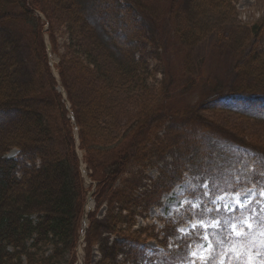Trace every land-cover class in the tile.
<instances>
[{
    "label": "trees",
    "instance_id": "1",
    "mask_svg": "<svg viewBox=\"0 0 264 264\" xmlns=\"http://www.w3.org/2000/svg\"><path fill=\"white\" fill-rule=\"evenodd\" d=\"M12 1L19 7L20 12L0 13V27L19 22L31 31L32 55L38 73L46 81L50 97L43 98V87H38L35 81L25 79L22 83L18 82L17 68L24 64L20 48L12 40H1L0 33V264L77 262L76 250L88 190L76 152L74 126L79 128L80 149L86 153L84 160L89 167L88 171L91 172L89 177L96 183L93 196L96 202L95 210L88 214L85 235V264H94V248L99 245L98 241L103 235L107 237V241L103 239L106 241L105 246L99 249L102 256L95 264H126L118 261L119 255L126 254L124 242L130 239L131 244H141V240L137 239V231L132 232V237L127 236L135 226V219L122 215L128 208L125 205L119 207L118 213H109L104 224L98 220V212L112 196L113 200H120L119 194L115 192V185L127 171L133 153L131 149H125L126 147L118 149L111 154V161L105 167L96 166L88 153L91 151L90 137L103 134L107 130L104 129L106 126H98L97 121L109 116V110H115L117 101H112L119 96L116 89L120 87L118 93H121L126 87L129 88L127 93L132 94L143 84L141 77L146 74L145 64L141 63L143 59L138 58L136 52H140V44L142 47L143 42L149 39L146 28H142L136 17L145 13L144 7L139 0ZM194 1L199 8L196 11L201 16L211 13L209 11H218L215 14L222 16L217 22L221 27L228 11L233 9L228 0ZM171 4L176 6V0H172ZM37 13L45 18L47 31L44 30V23ZM96 25L102 34H97ZM55 29L66 32L70 43L67 50H78L64 54L63 58H69L66 64L61 63L60 59L59 81L51 73L44 42V35L48 34L52 52H58ZM88 33H91L90 38ZM178 33L179 36L174 42L178 41L176 46L179 45L181 51L184 44L198 41V35L192 28L179 30ZM249 33L253 43H250L247 54L243 55L240 58L242 60L239 59L233 68L236 74L233 87L227 92H218L198 105L196 108L207 117L202 114L198 119H194L196 122L194 127H191L190 134L189 129L181 133L186 139L192 136L201 137L195 139L198 141H194L193 148L200 144V148L205 150L211 140H219L221 143L220 140L227 139L229 142H235L231 144L233 151L240 152L243 156L246 152L257 159L254 169L243 174L237 188L234 187L235 184L230 188L223 185V190L232 192L251 186H264V139L251 137L249 141H245L230 129L228 119L222 120L220 115H212L224 112L234 118L240 116L245 121L252 122L254 126L264 129V52H261L264 22L253 25ZM132 43H135V46H132L135 49L130 50ZM99 50L104 51L103 54L107 58L99 55ZM114 51L120 53L122 58H116L117 60L112 62ZM65 65L69 68H64ZM72 67L74 71L70 74ZM206 78L200 72L195 78H190L189 83L176 93L172 87L177 79L169 77L158 90L160 101L155 115L164 114L166 111L163 94L168 93L169 97H183V92L196 89ZM95 81H98L96 83L99 85L95 84ZM59 85L66 93L70 111L57 90ZM74 99L78 101L77 104ZM47 100L51 106L55 105L59 113V132L63 135L64 146L58 143L54 134L57 128L49 123L46 113ZM227 102L234 104L230 106ZM108 106L110 107L107 108ZM143 107L148 110L150 106ZM139 123L140 129H133V133L138 137L144 128L143 123ZM125 138L126 133L121 141ZM126 145L137 149L138 141L132 139L131 143ZM189 147L178 148L193 152V156H189L192 159L187 162L186 156L190 152L180 151L184 154L181 157L187 164L197 160L196 154ZM14 148L19 152L18 157H8ZM37 160L40 161L38 168L35 167ZM29 164L31 166H28ZM214 183L222 186L220 180L213 181V184L211 182L213 187ZM132 216L135 214L132 213ZM217 216L225 215L219 212ZM124 223L125 229L128 228L126 230L122 229ZM112 235L122 241L115 239L110 243L109 237ZM127 252L131 254L134 262L140 263L139 257L134 255V250Z\"/></svg>",
    "mask_w": 264,
    "mask_h": 264
},
{
    "label": "rangeland",
    "instance_id": "2",
    "mask_svg": "<svg viewBox=\"0 0 264 264\" xmlns=\"http://www.w3.org/2000/svg\"><path fill=\"white\" fill-rule=\"evenodd\" d=\"M139 1L145 13L136 17V21L143 29L146 28L149 39L143 42L142 47L140 44L142 50L136 52V56L143 59L141 63L145 64L146 74L141 77L143 84L132 94L127 93L129 88L126 87L121 93H118L120 87L116 89L119 96L112 101H117L115 110H109V116L97 121L98 126H106L104 129L111 131L94 134L89 140L91 151L87 153L96 166L105 167L111 161V154L123 147L131 149L133 153L127 171L115 185V192L119 194L120 200H113L112 196L106 201L98 212V220L102 224L106 223L109 213H118L121 205L128 207L125 209L127 214H122L126 218L132 217L136 221L138 216V223L136 222V226L127 236L132 237V232L137 231V239L141 242L147 241L143 246L144 251L140 249L143 242L139 245L132 244L139 247L135 253L140 257V264H192L193 261L195 264H264V186L246 187L236 192L223 190V185L230 188L235 184L234 187L237 188L243 174L254 169L257 159L246 152L243 156L242 153L233 151L231 144L235 142L232 140H220L221 143L219 140H211L203 150L200 144L197 148L192 146L194 141H198L195 139H201L200 136L186 139L181 134L185 129H189L190 134V129L196 122L194 119H198L200 115L207 117L196 108L198 105L218 92H227L233 87L236 81L233 68L236 62L247 54L250 43H253L249 30L253 25L264 22V0H228L233 9L228 11L223 27L217 23L219 17H222L215 14L218 11H209L211 13L201 16L196 11L199 8L194 0H176V6H172V0ZM6 11L19 13L20 9L12 0H0V13ZM97 26V34L100 35L102 31ZM189 28L196 31L198 41L184 44L181 51L179 45L176 46L178 41H174L179 36V30ZM0 33L1 40H12L20 48L25 65L17 68L18 82L22 83L25 79L35 81L38 87H43V98L50 97L46 81L38 73L32 55L31 31L22 23L12 22L1 26ZM87 35L91 37V33ZM55 36L57 53L52 52L49 35L45 36V43L51 71L58 79L60 59L61 63L66 64L69 58H63L64 54L78 50H67L70 43L64 30L55 29ZM262 43L263 53L264 37ZM132 46H135V43H132L130 50L135 49ZM115 52L117 51L113 52L112 62L122 58L120 53ZM103 53L104 51L99 50V55L104 56ZM66 67L68 66L65 65L64 68ZM72 68L70 74L74 71V67ZM200 72L207 77L204 82L196 89L183 92V97H169L168 93L163 94L166 111L164 114L155 115L160 101L158 90L169 77L177 79L172 87L177 93L189 83L190 78H195ZM92 80L94 81V78ZM96 82L98 81H95V84H98ZM58 92L65 97L61 88ZM47 102L49 123L57 128L58 132L55 131L54 134L58 143L64 146L63 135L59 132V113L54 104L51 106L49 100ZM75 103L78 101L75 100ZM227 103L230 106L234 104ZM143 106L150 107L146 110ZM212 115H220L222 120L228 119L230 129L245 141H249L251 137L264 139V129L245 121L243 117L234 118L224 112ZM139 122L143 123L144 128L141 129L143 136L138 137L133 133V129H140ZM78 132L79 128L74 126L80 169L86 179L88 191L94 196L96 183L89 177L91 172L84 160L85 150L80 149ZM125 133L126 138L121 141ZM132 139L138 141L137 149L126 145L130 144ZM183 146H190L197 160L190 164L185 163L182 158L184 154L180 151L190 152L186 156L187 162L192 159L190 157L193 152L186 148L178 149ZM17 155L16 148L9 154L10 157ZM101 175L102 173L99 174ZM218 180L222 181V186L214 183L213 187V181ZM92 196L86 204L87 213L95 210L96 202ZM238 201L244 206H238ZM220 211L225 216L216 219L215 214ZM132 213L135 214L134 217ZM162 217H167L170 223L160 221ZM85 222L87 221L84 220V225ZM217 222L219 227H216ZM202 224L213 226L208 227L206 231ZM232 226L242 233L241 237L232 235ZM122 229H125V223ZM206 235L210 236L214 245V248L207 251L204 250L207 248V241L204 239ZM103 239L107 241V237L103 235L99 239L101 241H98L99 245L94 248V264L101 259L99 249L106 243ZM218 240L222 243H217ZM238 240L243 243H238ZM126 244L129 249L130 239ZM80 246L76 256L84 264V244L81 243ZM193 252L196 253L195 256ZM123 261L126 264H134L131 257Z\"/></svg>",
    "mask_w": 264,
    "mask_h": 264
},
{
    "label": "snow or ice",
    "instance_id": "3",
    "mask_svg": "<svg viewBox=\"0 0 264 264\" xmlns=\"http://www.w3.org/2000/svg\"><path fill=\"white\" fill-rule=\"evenodd\" d=\"M237 203H238V206H240V207H243V206H244L240 201H238ZM201 226H204L205 229H206V231H207V228H208V227H212L213 225H211V224H209V225H203V224H202ZM248 226L250 227V225H248ZM216 227H219V223H218V222L216 223ZM232 227H233L232 235H235V236L238 237V238L241 237V236H242V233L239 232V231H237V230L235 229L234 226H232ZM262 234H264V233H262ZM243 235H246V234H243ZM204 239H205V241H207V248L204 249L205 251H207L208 249L214 248V245H213L212 242H211V238H210V236H207V235H206V236H204ZM237 242H238V243H243L242 240H238ZM217 243H222V241H221V240H218ZM193 255L195 256L196 253L193 252ZM192 264H195V262L193 261Z\"/></svg>",
    "mask_w": 264,
    "mask_h": 264
}]
</instances>
